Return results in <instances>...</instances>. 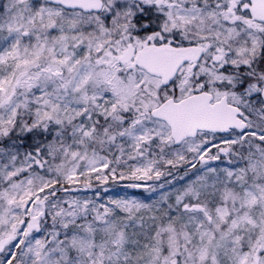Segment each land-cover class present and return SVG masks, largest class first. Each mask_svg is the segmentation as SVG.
<instances>
[{"label":"rangeland","instance_id":"374dc122","mask_svg":"<svg viewBox=\"0 0 264 264\" xmlns=\"http://www.w3.org/2000/svg\"><path fill=\"white\" fill-rule=\"evenodd\" d=\"M242 2L0 0V264H264V33ZM151 45L202 47L198 76L162 89L132 68ZM202 87L248 130L175 145L151 108Z\"/></svg>","mask_w":264,"mask_h":264},{"label":"water","instance_id":"95a60500","mask_svg":"<svg viewBox=\"0 0 264 264\" xmlns=\"http://www.w3.org/2000/svg\"><path fill=\"white\" fill-rule=\"evenodd\" d=\"M67 10H80L84 13H99L103 10L104 0H46ZM260 3L258 16L264 19V0ZM195 57L193 50L179 51L167 46H150L135 55L139 66L161 79V85H169L175 78L180 66ZM264 101V87L261 92ZM211 92H198L176 101L164 100L151 110L154 118L165 121L170 127L175 145L188 138H194L200 131L213 134H227L232 129L239 132L247 130L248 124L241 116L240 107L228 102L226 97L213 101Z\"/></svg>","mask_w":264,"mask_h":264},{"label":"flooded vegetation","instance_id":"af4514ba","mask_svg":"<svg viewBox=\"0 0 264 264\" xmlns=\"http://www.w3.org/2000/svg\"><path fill=\"white\" fill-rule=\"evenodd\" d=\"M259 6H260V3H259L258 0H243V2L240 4V7H241V8H240V12H241V14H243V15H244L245 13L249 14V16H250L251 18H253L255 21H257V22L260 24L259 33H264V19H262V18H260V17L258 16V9H259ZM165 46H167V45H165ZM169 47H171V46H169ZM171 48H172V47H171ZM173 48H174L175 50H179V51H186V50L191 49V50H193V51L195 52V57H194L193 59L189 60L188 62L183 63V64L180 66V68L178 69V72H177V74H176L174 80H173L169 85H167V86H162V85H161V79H160L159 77L154 76V75H151V74H148V73L146 72L145 69L139 67V66L137 65L136 61H135V58H134V62H135V63H132V68H136V67H138V68H140L142 71H145L148 75L157 78V79L159 80L160 87H161L162 89H165V90H176V89H177L176 87L178 86V83H179V81L181 80V79H179V78H180V76H181V74H182V72H183L184 70H188V72H190V73L188 74V78H189V80H190L193 76H198L199 72H197V71H193V69L195 68V67H194V62L196 63V62L198 61V59H200V58L202 57L204 49H203L202 47H186V48H185V47H173ZM260 48H261V46H259V50H260ZM219 60H220V58H217V62H216L217 65L221 64V62H220ZM261 62H264V60H257V61H256L255 58H250L249 64L255 65V64H258V63H261ZM211 66L216 67L215 64H212ZM263 67H264V64H263ZM185 68H186V69H185ZM237 69H238V67H231V66H229V68L227 69L226 66H223V67L220 69V71H222V72H225V71H226V72H228V73L236 74V71H235V70H237ZM256 69H257V67H256ZM256 72H258V70H256ZM192 83H193V82H192ZM192 83L190 82V84H192ZM261 87H262V89H263V87H264V80H263V84H262ZM262 89H261V92H262ZM204 91L211 92V91L208 90L206 87H202V88H200V89H193V92H190V94H185V95H183L184 90H182V93H181V95H180L179 98H175V97H173V96H168V97H166L165 99L161 100V101L159 102V104H157V105L154 106V107H157V106L160 105L164 100H166V99H168V98H173L174 100L179 101V100L183 99V98L186 97V96H189V95H192V94H195V93H198V92H204ZM261 92H260V98H261ZM211 93H212L213 96H214L213 101H216V100H218V99H220V98H222V97H226L225 95H222L220 98H216V97H215V94H214L213 92H211ZM182 95H183V96H182ZM181 96H182V97H181ZM226 98H227V97H226ZM261 99H262V98H261ZM227 100H228V98H227ZM262 101H263V100H262ZM228 102L232 104V102H231L230 100H228ZM263 102H264V101H263ZM234 105H235V104H234ZM236 106H238V105H236ZM154 107H152V108H154ZM238 107H239V106H238ZM152 108H151V110H152ZM240 108H241V107H240ZM241 109H242V108H241ZM242 111H243V114H242L241 118H242L244 121H246V122L248 123V119H247V117H246V112H245L244 109H242ZM236 132H237L236 130L232 129L231 132H230L229 134H233V133H236ZM202 133H206V132H202ZM207 134H210V133H207ZM214 135H220V134H214Z\"/></svg>","mask_w":264,"mask_h":264},{"label":"trees","instance_id":"16d2710c","mask_svg":"<svg viewBox=\"0 0 264 264\" xmlns=\"http://www.w3.org/2000/svg\"><path fill=\"white\" fill-rule=\"evenodd\" d=\"M142 22L144 23V20H138L137 21L138 25H141ZM44 127L46 128L47 126L44 125ZM41 132L42 131H39L40 137H39V139L36 142H35L34 139H32V137L26 136L25 139H24V144L22 145L24 147V149H33L35 146L40 145V143H44V142L50 143V141H52L54 139V136H51V135L47 136L45 134V132H42V133ZM52 144L53 143H50L49 146H51ZM104 152H106V151L104 150ZM45 155H46L47 160L50 162L51 166L53 168H55L56 167V163H57V158H58L57 153H53L52 154L49 151V149L47 148L46 151H45ZM61 184H64V182L61 181ZM172 202H173L172 200H169L168 202H165L164 204L167 205V206L170 205L171 207H173V203ZM156 203H157L156 201H151L150 200L149 202L145 201L144 205L147 206V209H153L154 205ZM166 208H168V207L163 208L162 213L159 214V215H162L164 213V211L166 210ZM148 212H150V211H148ZM155 227L158 228V225L156 224ZM158 231H159V228H158Z\"/></svg>","mask_w":264,"mask_h":264},{"label":"bare ground","instance_id":"6f19581e","mask_svg":"<svg viewBox=\"0 0 264 264\" xmlns=\"http://www.w3.org/2000/svg\"><path fill=\"white\" fill-rule=\"evenodd\" d=\"M69 11H72V10H69ZM78 11H79V10H78ZM101 12H102V11H101ZM99 13H100V12H99ZM261 98H262V97H261ZM262 100H263V99H262ZM247 124H248V123H247ZM234 130H236V129H234ZM247 130H248V127H247ZM247 130H246V131H247ZM236 131H237V130H236ZM246 131H244V132H246ZM230 132H231V131H230ZM230 132H229V133H230ZM237 132H238V133H244V132H239V131H237ZM229 133H227V134H229ZM220 135H224V134H220Z\"/></svg>","mask_w":264,"mask_h":264}]
</instances>
